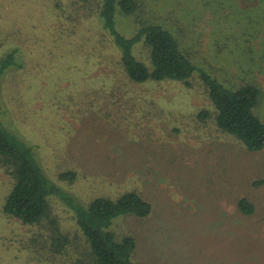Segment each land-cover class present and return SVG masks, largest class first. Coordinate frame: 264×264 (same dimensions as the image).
I'll return each mask as SVG.
<instances>
[{
    "label": "rangeland",
    "instance_id": "374dc122",
    "mask_svg": "<svg viewBox=\"0 0 264 264\" xmlns=\"http://www.w3.org/2000/svg\"><path fill=\"white\" fill-rule=\"evenodd\" d=\"M137 3L117 13L121 32L165 25L225 85L257 84L264 120V0ZM97 8L98 0H0V57L16 35L34 43L21 48L23 65L0 77L7 128L76 201L134 189L151 203L148 215L120 217L113 227L135 237L142 264H264V184H253L264 177V147L248 151L199 114L213 104L198 74L191 86L129 80ZM134 53L148 62L143 42ZM67 170L74 179L59 177ZM12 182L0 163V264H70L84 242L74 212L50 195L49 217L24 223L3 210ZM240 196L254 202L253 214L238 210ZM58 234L68 239L67 255L51 252Z\"/></svg>",
    "mask_w": 264,
    "mask_h": 264
},
{
    "label": "trees",
    "instance_id": "16d2710c",
    "mask_svg": "<svg viewBox=\"0 0 264 264\" xmlns=\"http://www.w3.org/2000/svg\"><path fill=\"white\" fill-rule=\"evenodd\" d=\"M137 7V0H98L97 17L118 48L119 61L128 79L136 83L178 80L191 86L192 77L198 74L213 104L212 110L201 109L199 114L213 116L217 126L234 135L248 151L262 149L264 120L255 111L261 95L259 86L252 82L237 87L225 85L193 62L173 32L163 24L142 22L130 35L121 32L117 27V13L130 14ZM16 36L11 41L14 46L0 57V77L10 66L21 67V48L34 44L30 35L26 37L22 33V36ZM139 42L148 48V62L134 53ZM3 116L0 109V163L13 181L3 210L24 223H39L44 217H49L50 195H57L74 212L77 228L84 239L83 244L77 241V248H82V252L71 258L70 264H142L133 257L135 237L131 234L120 237L113 227L120 217L148 215L151 203L134 189L115 197L99 195L87 203L76 201L44 173L34 147L9 130ZM75 175L73 170L59 173L60 178L69 180ZM253 184H264V177L255 179ZM237 208L248 215L256 209L247 196L238 198ZM53 241L56 243L50 247L51 252L67 255L65 246L68 239L58 234Z\"/></svg>",
    "mask_w": 264,
    "mask_h": 264
}]
</instances>
